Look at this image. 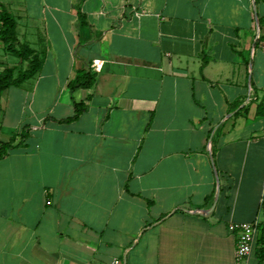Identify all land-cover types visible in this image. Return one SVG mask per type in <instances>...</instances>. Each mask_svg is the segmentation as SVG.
Returning a JSON list of instances; mask_svg holds the SVG:
<instances>
[{
  "label": "crops",
  "instance_id": "obj_1",
  "mask_svg": "<svg viewBox=\"0 0 264 264\" xmlns=\"http://www.w3.org/2000/svg\"><path fill=\"white\" fill-rule=\"evenodd\" d=\"M0 9L43 59L0 96V143L28 130L0 159V264H235L257 218L264 264V0ZM29 65L0 41V73Z\"/></svg>",
  "mask_w": 264,
  "mask_h": 264
},
{
  "label": "trees",
  "instance_id": "obj_2",
  "mask_svg": "<svg viewBox=\"0 0 264 264\" xmlns=\"http://www.w3.org/2000/svg\"><path fill=\"white\" fill-rule=\"evenodd\" d=\"M83 22L84 16H80ZM0 41L6 45L7 50L18 57L21 61H28L29 68L20 70L17 76H14L13 69H5L0 73V96L1 93L9 87L18 86L29 78L35 76L42 68L43 59L35 55V51L26 44L19 43L17 37L16 18L7 10L0 9ZM95 82V74L91 70H78L74 78L70 81L68 87L73 93L78 89H88ZM75 113L66 121H72L79 118L85 111L86 106L82 102H73ZM28 137L26 127L22 129L19 138L13 136L8 142L0 143V159L5 157L10 149L21 147ZM259 243L262 245L259 249V258L264 261V235L262 234Z\"/></svg>",
  "mask_w": 264,
  "mask_h": 264
},
{
  "label": "built area",
  "instance_id": "obj_3",
  "mask_svg": "<svg viewBox=\"0 0 264 264\" xmlns=\"http://www.w3.org/2000/svg\"><path fill=\"white\" fill-rule=\"evenodd\" d=\"M262 221L239 222L230 225V230L236 233L235 264H249L255 251V245L262 227ZM111 264H119L118 260Z\"/></svg>",
  "mask_w": 264,
  "mask_h": 264
},
{
  "label": "rangeland",
  "instance_id": "obj_4",
  "mask_svg": "<svg viewBox=\"0 0 264 264\" xmlns=\"http://www.w3.org/2000/svg\"><path fill=\"white\" fill-rule=\"evenodd\" d=\"M39 56V55H38Z\"/></svg>",
  "mask_w": 264,
  "mask_h": 264
}]
</instances>
